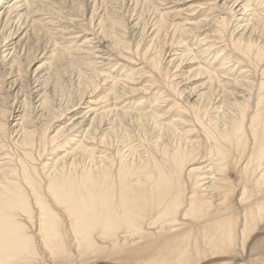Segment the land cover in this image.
Listing matches in <instances>:
<instances>
[{
  "label": "bare ground",
  "instance_id": "obj_1",
  "mask_svg": "<svg viewBox=\"0 0 264 264\" xmlns=\"http://www.w3.org/2000/svg\"><path fill=\"white\" fill-rule=\"evenodd\" d=\"M97 1L0 0V264H264V0Z\"/></svg>",
  "mask_w": 264,
  "mask_h": 264
},
{
  "label": "rangeland",
  "instance_id": "obj_2",
  "mask_svg": "<svg viewBox=\"0 0 264 264\" xmlns=\"http://www.w3.org/2000/svg\"><path fill=\"white\" fill-rule=\"evenodd\" d=\"M92 1L93 0H86V2L88 3V4H93L92 3ZM101 1V0H100ZM100 1L98 0L97 1V4H99L100 6H99V8H98V11L100 12H98V17H96L97 18V20L99 19V17L102 19V18H107L108 16L110 17V19L108 18V20L107 19H105L104 18V21H105V23L107 24H105V26H106V28L107 29H105L106 30V32L108 33V35L109 34H112V28L110 27L111 26V21L112 20H115V21H119V22H125V24H127L128 26H129V28H130V30H129V32L130 33H132V34H130L131 35V38L132 39H130L131 41H133L134 40V42H132V44L134 45L135 44V42H137V40H138V36L137 35H135V33L137 34V32L138 31H140V30H138V29H136V30H138L137 32H133V31H135V30H133V24H131L132 22H136L138 19L139 20H144V21H146L148 24H151V23H149V21L153 18V12L155 13L156 12V9L154 8L155 7V5H149V4H147V1L149 2H152L153 3V1H156V0H140V4H138L139 6H137L138 8H136L135 9V3L133 2V3H131L130 2V0H108V2L107 3H105L104 5H102L101 3H100ZM110 1V2H109ZM123 1V2H122ZM131 1H134V0H131ZM136 1V0H135ZM113 3V4H112ZM124 3V4H123ZM143 3H144V5H143ZM177 4H179V5H177L178 7H183L182 9H184V10H187L188 9V7H189V5H190V3H187L186 5H182V3H180V2H176ZM108 4H111V5H108ZM132 4V5H131ZM146 4V5H145ZM172 5H174L173 3L172 4H170V5H167V3L164 5L163 4V6H162V9L163 10H165V9H168V8H171V7H173ZM107 6H109L108 7V9H106L105 10V8H107ZM91 7V6H90ZM102 7H103V9L104 10H102ZM105 7V8H104ZM153 7V8H152ZM112 8H113V10H112ZM114 8H116V9H114ZM90 9V8H89ZM155 9V10H154ZM101 10V11H100ZM107 10H109L108 12H109V14L110 15H108V14H106V11ZM116 10V11H115ZM104 11H105V14H106V16H105V14H103L104 13ZM116 13H115V12ZM118 11V12H117ZM121 13H120V12ZM107 12V13H108ZM117 13H118V15H117ZM119 13H120V15H119ZM126 13V14H125ZM185 17H187V16H189L190 15V13L189 12H186L185 11ZM207 13H209V12H207ZM113 14H115L114 16L115 17H113ZM197 14L198 15H200L199 14V12H197ZM87 15V14H86ZM90 15V14H89ZM88 15V17H90ZM108 15V16H107ZM117 15V16H116ZM126 15V16H125ZM103 16V17H102ZM128 16V17H127ZM141 16V17H140ZM155 16V15H154ZM133 17V18H132ZM136 18V19H135ZM142 18V19H141ZM149 18V19H148ZM130 20V21H128V20ZM133 19H134V21H133ZM89 20H90V18H89ZM88 20V21H89ZM107 20V21H106ZM180 20H182V19H180ZM180 20H178V21H180ZM143 21V22H144ZM152 22V21H151ZM110 24V25H109ZM144 24V23H143ZM97 26V23H96V25H95V27ZM127 26V27H128ZM98 27L99 26H97L96 28L98 29ZM141 27H143V25L141 24V26H140V28ZM100 28V27H99ZM142 29V28H141ZM98 30H100V29H98ZM134 33V34H133ZM134 38V39H133ZM201 38H203V36L201 37ZM106 39V38H105ZM108 40V39H107ZM170 40H168L167 39V42H169ZM44 43H46L45 41H43ZM169 44H170V42H169ZM171 45V44H170ZM168 46V45H167ZM41 49H42V43H40V45H39V43H37L36 45L35 44H31L30 46H29V56L27 57V58H25L24 59V61H23V63H24V65H23V67H24V70H27V69H29V67L31 66V64H33L32 66H34L35 65V67L33 68V69H35V68H37L39 65H41L43 62L44 63H46V60H44V59H41L42 57L40 56V52H41ZM35 56H37L38 58L34 61V62H32V63H30V61L31 60H33V59H35ZM28 58H30V59H28ZM121 64V63H120ZM138 64V63H137ZM122 65L124 66V65H126L125 63H122L121 65H120V67L118 68H116L117 70H121L120 72H122L123 71V67H122ZM109 67V66H108ZM108 67H106V68H104L105 70H112L113 71V69L112 68H108ZM112 71H110V72H112ZM179 74H180V72H178L175 76H179ZM183 77H185V76H180V77H178L177 78V80H179V81H181L182 79H179V78H183ZM186 86V85H185ZM185 86L183 87V89H185ZM71 90H72V87L71 86H68V87H66V88H63V91H64V94L67 96V97H69L70 95H71ZM170 108V106L169 107H167L165 110L167 111L168 109ZM77 110H79V109H77ZM77 112V111H76ZM236 181H237V177L236 178H234ZM260 244H262V245H260V247H264V239H263V241L260 243ZM47 264H53V262H49V263H47Z\"/></svg>",
  "mask_w": 264,
  "mask_h": 264
}]
</instances>
